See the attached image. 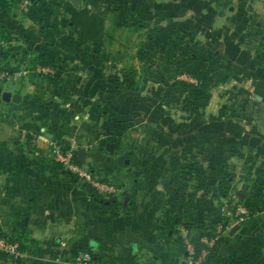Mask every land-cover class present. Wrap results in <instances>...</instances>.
Instances as JSON below:
<instances>
[{
	"label": "crops",
	"instance_id": "0c3cea01",
	"mask_svg": "<svg viewBox=\"0 0 264 264\" xmlns=\"http://www.w3.org/2000/svg\"><path fill=\"white\" fill-rule=\"evenodd\" d=\"M40 1L34 23L20 14L21 5L0 0V28L12 38L0 42V66L8 72L1 92L20 96L16 103L0 102V233L28 249L29 264H59L57 259L68 261L81 251L102 264H184L191 239L212 249L203 264H264V192L259 212L234 224L214 246L207 237L227 199L241 192L256 167L264 169V92L256 96L253 112L243 109L244 115L221 120L219 111H211L212 98L194 113L154 102L142 111L141 101L111 90L100 76L97 52L107 39L106 18L102 44L82 43L58 4L64 0ZM122 3L138 14L161 9L171 24L188 26L195 39L224 46L226 57L236 61L235 76L241 72L246 84L264 91V68L238 45L251 17L264 20V0H237L224 14L210 0ZM91 5L80 0L78 7ZM99 6L92 11L104 13ZM117 24L113 36L118 32L124 44L139 32ZM37 53L55 59L58 82L54 70L38 65ZM99 106L109 107L121 122L130 119L118 144L104 141ZM60 142L83 149V165L93 179L119 189L115 206L100 209L83 184L54 162L50 149ZM223 170L234 175L227 198L216 191ZM171 201L175 211L169 217ZM0 264L12 263L0 255Z\"/></svg>",
	"mask_w": 264,
	"mask_h": 264
},
{
	"label": "rangeland",
	"instance_id": "374dc122",
	"mask_svg": "<svg viewBox=\"0 0 264 264\" xmlns=\"http://www.w3.org/2000/svg\"><path fill=\"white\" fill-rule=\"evenodd\" d=\"M11 1L14 2L13 0ZM24 1H28L29 5V0H22L21 2L19 0L18 6L21 5V11L19 10L21 15L25 13L28 8V5L24 6ZM46 1L49 2L50 0ZM86 1L88 3L90 2V4H94L90 6V11L94 9L99 10L100 2L106 10L105 18L109 27L106 34L107 39L105 44H102L103 50L98 47L97 52L99 55L97 56V60L99 62V72L102 81H104L111 90H120L125 96L141 101L142 111L147 110V106L154 102L155 105L157 104L160 107L164 106L165 108H171L176 111H179L180 108H182L188 112L194 113V110H190L191 108L183 103L185 95L181 94L179 89H174L172 91L166 90L167 85L171 83L185 82L195 84V80L193 78L186 74H179L177 72V64L180 58L189 54V50L191 49L188 44L186 46H178L175 44L177 43L176 38L178 35H181V37L184 36V41H191V44H210L211 42L199 40L202 39L201 36H198L199 38L195 39L196 37L194 33L190 32L191 30L188 26H184L183 24L179 25V23L171 24L167 17L163 15L161 9H155L150 14H138L132 13L128 6H124L125 8H123V5H126L125 3H122L119 6V0ZM97 1L99 2L98 5H96ZM154 1L162 2L167 0ZM210 1L214 4L216 9H218L220 14H224L226 10H223V8L228 9L229 7H232L237 0H220V3H218L217 0ZM126 3L130 4L128 2ZM227 3L229 6H225ZM10 5L12 6V3ZM128 16H135L136 21L139 25H141V28L138 34L131 35L130 42H126L124 44V42L118 41V32H116L113 36L114 29H112V24L114 21L118 23L120 18L122 19ZM254 18L255 21L260 19L259 16H254ZM261 19L260 21H262ZM116 26L118 27V24ZM217 27L221 26L217 25ZM257 27L258 26L252 27L255 33L258 32ZM221 29L222 28H220V30ZM249 30L250 29L246 27L243 32L239 33L240 36L238 45L240 48H243L254 55V49L256 48L260 37L257 36L255 41H252L253 38L251 40L246 39ZM125 35L126 33L124 36ZM261 37H264V30ZM211 44H213L217 51L220 52L221 60L215 63L212 62L211 65L209 64L207 73L211 75L214 66V68H221L226 73L236 74L235 71H233V68L236 67L232 66V62H236L233 59L234 57H226L224 46L221 47L217 43ZM168 51H171V54L173 55L170 57L164 55ZM237 77L239 80L238 82L235 80ZM244 80L245 76L240 72L237 73V76H232L228 83L211 86L209 93L210 99L212 98V110L209 109L208 111L211 110L213 113H217L220 109L225 108L228 111V115H235L239 117L244 115L246 111L247 113L253 112L254 108L252 104L255 99H257L256 96H259L264 91L251 87L250 83L248 82L246 84ZM239 82L242 83L240 84ZM247 100L250 101V105L246 107ZM243 109H246V111ZM95 113L101 120L98 123V129L106 132V138L104 141L118 144V139H122V136L124 138L126 131L131 126V122L129 121L130 119L123 122L115 119L111 114V109L109 107L99 106L95 109ZM141 113L142 112L139 114L146 116V114ZM240 191L241 190H239V192ZM120 195L121 194H119V196ZM232 197L239 200L237 195L233 194L229 198ZM240 201L241 200H239V202Z\"/></svg>",
	"mask_w": 264,
	"mask_h": 264
},
{
	"label": "trees",
	"instance_id": "16d2710c",
	"mask_svg": "<svg viewBox=\"0 0 264 264\" xmlns=\"http://www.w3.org/2000/svg\"><path fill=\"white\" fill-rule=\"evenodd\" d=\"M12 7L16 8V6L19 3V0H13ZM52 3H49L50 5H53L54 0H50ZM42 2H47L43 0ZM218 3H220V0H217ZM40 0H33L32 2H29L27 11L23 13L24 17L28 19L31 22H38L39 19V12H40ZM48 3V2H47ZM58 4H62L63 9L68 15L67 24L74 30L77 38L82 43H90V44H102V38H103V31H104V20L105 17L101 12H93L87 9H83L80 7H73L67 0H64ZM43 6H46L44 4ZM225 6H229L227 3ZM106 11V10H105ZM119 16V15H118ZM118 26L123 28H131L133 30H140L141 25H139L136 21L135 16H128L126 18H120L118 20ZM258 26V32L255 33V31L252 29V27ZM247 27L250 29L247 33V38L252 41H255V38L258 36L260 39L257 42V46L254 49V60L255 65L257 67H263L264 68V37H261L264 30V20L262 21H255L254 17H251L248 20ZM262 29V30H261ZM177 44L178 46H186L188 44L189 48V54L184 55V57H181L177 66H178V73L179 74H186L193 78L195 80V84L185 83V82H179V83H171L167 85V91H172L174 89H179V92L181 94H184L185 97L183 99V103L188 105L190 110H200L204 108L209 100H210V93L209 89L211 86L228 83L231 79V77L235 76V74H229L228 72H224L221 68H214L213 66V72H211V75L207 73L208 65L212 62H219L221 60V54L219 51H217L216 47L213 44H199L194 43L191 44V41L187 42L184 41L185 37H181V35H178L177 38ZM191 40V39H190ZM12 38L9 36V34L6 32L5 29L0 28V42H11ZM174 44V43H173ZM164 55L171 56V51H168ZM36 62L38 65L42 67H48L52 70H54L53 78L57 82L60 78V72L58 71V68L56 66L55 59L50 56L47 53L40 54L37 53V59ZM213 63V64H214ZM0 70L7 71L6 65H1ZM242 112V110L240 109ZM228 115V111L223 108L220 109L218 112V116L216 119L221 120V118ZM234 177L233 173L229 170H223L221 172V176L219 179V183L217 186V193L221 198H227L230 194V186L232 178ZM247 184H249V188L245 191V198L240 201V203L244 206V208L247 210L248 215L252 216L260 211V198L262 197V194L264 192V169L260 167H256L254 171L252 172V175L246 180ZM84 188L88 192L91 199L100 200L101 198L91 189L90 186L83 184ZM109 204L105 205L104 203L98 204L97 206L102 210H109L113 206L116 205L117 200H109ZM175 202L171 201L169 203L168 209L165 211V215L169 216L173 214L175 211V207L173 206ZM176 219V216H171V222H174ZM222 217H219L216 221L218 224L221 222ZM213 232L209 233L207 237H211ZM8 237V236H7ZM9 238V237H8ZM12 241H16L19 243L20 248L24 251H28V249L21 244L20 241L16 239L9 238ZM222 242V241H221ZM195 250V254L197 255L201 249L209 250V253L212 252V249H208L204 247L198 240L191 239L190 242ZM4 258H7L5 255H1ZM94 258V256H93ZM209 258V257H208ZM8 259V258H7ZM95 259V258H94ZM9 260V259H8ZM207 261V260H206Z\"/></svg>",
	"mask_w": 264,
	"mask_h": 264
},
{
	"label": "built area",
	"instance_id": "2783aa9c",
	"mask_svg": "<svg viewBox=\"0 0 264 264\" xmlns=\"http://www.w3.org/2000/svg\"><path fill=\"white\" fill-rule=\"evenodd\" d=\"M28 5V1H24V6ZM50 72V69H45ZM8 77V72L0 70V91L2 84ZM1 102V100H0ZM52 158L55 163L70 174L76 181L86 184L105 201L115 199L119 196L120 191L110 182L97 181L93 179L92 173L85 165H80L77 161L76 147L74 145H53L50 149ZM248 216L247 210L239 202V200L228 198L226 202L225 212L222 220L216 225V229L209 239L210 247L219 242L224 233H227L234 224L242 222ZM187 256L184 264H203L206 260L209 250H204L203 254L196 256L193 251V246L190 242H186ZM0 255H5L12 264H29L32 260V255L20 248L16 241H12L4 234L0 233ZM59 264H102L93 258V255L88 251H81L68 261H60Z\"/></svg>",
	"mask_w": 264,
	"mask_h": 264
},
{
	"label": "water",
	"instance_id": "95a60500",
	"mask_svg": "<svg viewBox=\"0 0 264 264\" xmlns=\"http://www.w3.org/2000/svg\"><path fill=\"white\" fill-rule=\"evenodd\" d=\"M33 0H30V2H32ZM73 7L77 8L79 6V1L80 0H67ZM20 96L19 95H15V94H11V93H6V92H1L0 91V100L2 102H13L16 103L19 100ZM59 145L62 144V142L58 143ZM112 144L108 143L106 144V150L110 151V149L112 148ZM76 153H77V161L80 165L84 164V154L85 151L81 148H77L76 149ZM248 188V184H243L241 187V192L237 194L239 200H243L245 198V191ZM97 200V199H95ZM99 203H104L105 205H108L109 202L108 201H104L102 199L97 200ZM234 231V229H232V232ZM223 249V247H221V250Z\"/></svg>",
	"mask_w": 264,
	"mask_h": 264
}]
</instances>
